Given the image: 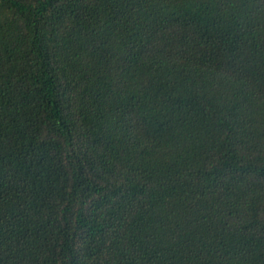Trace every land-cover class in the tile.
<instances>
[{
    "label": "trees",
    "instance_id": "trees-1",
    "mask_svg": "<svg viewBox=\"0 0 264 264\" xmlns=\"http://www.w3.org/2000/svg\"><path fill=\"white\" fill-rule=\"evenodd\" d=\"M0 264H264V0H0Z\"/></svg>",
    "mask_w": 264,
    "mask_h": 264
}]
</instances>
